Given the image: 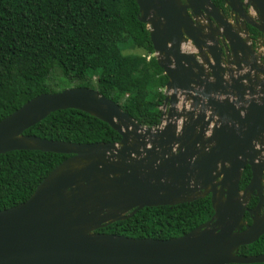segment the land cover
<instances>
[{
	"label": "water",
	"instance_id": "1",
	"mask_svg": "<svg viewBox=\"0 0 264 264\" xmlns=\"http://www.w3.org/2000/svg\"><path fill=\"white\" fill-rule=\"evenodd\" d=\"M224 1L234 24L211 0H136L138 19L167 76L158 125L140 124L119 103L84 86L40 93L0 120V153L70 154L25 201L0 210V264L264 261V253L238 254L264 233V216H258L264 204V50L256 53L246 40L247 23L264 39V0ZM257 74L262 77L253 79ZM67 108L108 123L120 140L75 143L24 133ZM246 166L251 177L241 189ZM208 194L212 216L183 235L97 231L145 206ZM252 195L258 203L249 209Z\"/></svg>",
	"mask_w": 264,
	"mask_h": 264
},
{
	"label": "trees",
	"instance_id": "2",
	"mask_svg": "<svg viewBox=\"0 0 264 264\" xmlns=\"http://www.w3.org/2000/svg\"><path fill=\"white\" fill-rule=\"evenodd\" d=\"M211 1L223 7V0ZM138 14L136 0H0V120L32 97L53 92L48 80L56 73L59 84L95 88L140 124L158 125L167 76ZM129 48L140 52H126ZM24 133L75 143L121 138L108 123L74 108L53 111ZM69 155L24 149L0 153V210L25 201ZM250 177L246 166L241 189ZM255 200L252 195L249 206ZM212 214L208 194L173 205L145 206L97 231L168 239L187 233ZM261 253L264 233L238 250L240 255Z\"/></svg>",
	"mask_w": 264,
	"mask_h": 264
},
{
	"label": "flooded vegetation",
	"instance_id": "3",
	"mask_svg": "<svg viewBox=\"0 0 264 264\" xmlns=\"http://www.w3.org/2000/svg\"><path fill=\"white\" fill-rule=\"evenodd\" d=\"M241 1H243V0H241ZM222 3H223V7H218V6L217 7L219 8V10L222 11V14L224 16H226L227 19L231 20L230 22L234 24L235 23V18H236L235 14L231 13V8L228 5L225 4L224 0H223ZM242 8H245L246 11H249L250 15H252V16L255 15L254 13H251L250 10H248L249 9L248 7L242 6ZM237 19L240 22V20L242 18L238 17ZM246 30H247L248 37H249V38L247 37L246 40L250 41V45L253 47L255 52L258 53V54L263 52V50H264V45H263L264 44V39L262 37V34L258 30H256L252 26H250L248 23L246 24ZM244 41H245V39H244ZM223 50H224V46L222 47V51ZM195 52H196V50H195ZM200 55H201V58H203L204 54H198L197 55V59L200 58ZM246 57H247V59L251 60V57L249 55H247ZM258 61H260L259 58H258ZM261 77L262 76H260V74H257L255 77L253 76V79L256 78L257 80H259ZM249 201H250V199L248 200V203H247V208H249V209L254 208L257 205V203H258L257 197H256V200H255V203L252 206H249ZM246 215H248V217H246ZM258 216H264V204L259 207ZM243 219H244L246 225H249L252 222V218H251V216H250V214L248 212H245Z\"/></svg>",
	"mask_w": 264,
	"mask_h": 264
},
{
	"label": "rangeland",
	"instance_id": "4",
	"mask_svg": "<svg viewBox=\"0 0 264 264\" xmlns=\"http://www.w3.org/2000/svg\"><path fill=\"white\" fill-rule=\"evenodd\" d=\"M126 52H140L139 48H129L126 50ZM96 83L95 81H93V84ZM48 84L50 85V87L54 90V91H58V90H62L64 88H69V87H74L75 86V82H64L59 84V79L57 77L56 73H53L51 79L48 80ZM95 85V84H94Z\"/></svg>",
	"mask_w": 264,
	"mask_h": 264
}]
</instances>
